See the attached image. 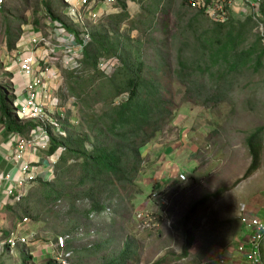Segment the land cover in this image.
I'll return each instance as SVG.
<instances>
[{
    "label": "rangeland",
    "instance_id": "obj_1",
    "mask_svg": "<svg viewBox=\"0 0 264 264\" xmlns=\"http://www.w3.org/2000/svg\"><path fill=\"white\" fill-rule=\"evenodd\" d=\"M155 1L127 0L129 18L118 23L117 18H110L122 13L119 0L110 18L94 28L109 32L114 40H141L147 66L167 70L163 84L170 87L171 82L172 94L180 106L173 126L143 150L145 164L137 182L141 193L135 200L134 212L124 221L114 217L87 220L80 212L67 216L68 206L64 205L61 211L57 208V213H44L38 220L32 216L29 243L13 252L0 250V264L54 261L59 255L58 239L69 240L67 234H74V225L80 230L70 245L71 252H75L70 264H104L128 245L136 253L130 264H210L228 256L241 239L240 206L246 205L250 215L264 219V139L258 170L245 179L252 165L248 138L264 128V69L256 74L245 72L229 77L231 85L227 89L207 76L198 77L197 83L186 88L170 76L177 69L178 53L182 49L186 57L195 53V36L217 23L204 12L193 10L186 0H162L156 13L147 19ZM64 8V0H10L0 11V89H7L10 97L17 98L19 93L17 61L24 55V40L28 39L27 44L38 32L48 34L55 25L51 15L66 24ZM237 15L232 17L236 22L248 20ZM256 37L259 36L255 24L249 41ZM55 58L53 64L61 74L63 67L57 61L61 55ZM59 84L61 90L63 78ZM58 95L65 108L74 110L69 109L68 115L78 125L77 103L66 104L70 99L63 102L61 91ZM171 153L172 180L161 181L152 176L151 168L164 165ZM181 174L188 178L183 184L177 180ZM37 188L38 183L30 191ZM77 206L80 210L87 208L86 202L79 201ZM86 250H94L92 256L79 258L77 252ZM262 257L264 264V244Z\"/></svg>",
    "mask_w": 264,
    "mask_h": 264
},
{
    "label": "trees",
    "instance_id": "obj_2",
    "mask_svg": "<svg viewBox=\"0 0 264 264\" xmlns=\"http://www.w3.org/2000/svg\"><path fill=\"white\" fill-rule=\"evenodd\" d=\"M161 1H155L147 12V19L156 13ZM120 7L121 14L107 18L125 22L129 18L127 0H122ZM65 9L66 5L62 11L66 24L52 15L50 18L68 32L75 33L80 41V32L64 16ZM99 22L92 27L91 42L78 67L63 68L61 73V99L63 102L69 98L76 100L80 122L63 126L66 137L53 138L49 155L60 147L65 149L53 181L37 182L38 188L29 191L14 205L17 224L32 216L38 220L44 213H57L55 210L61 211L64 205L68 206L67 216L80 212L89 220L92 214L106 213L98 218L111 220L114 217V220L124 221L134 212L135 200L141 193L137 182L145 164L143 150L174 124L180 106L172 94L171 82L170 87L163 84L167 70L147 66L141 40L131 37L114 40L103 29L95 31ZM254 25L251 19L236 22L232 18L226 23L214 24L213 28L195 36L198 45L195 53L186 57L184 49L179 51L177 69L170 76L176 77L186 88L197 83L198 77L207 76L222 89H227L231 85L229 77L245 72L259 73L264 69V44L259 37L249 41ZM103 60L113 62L110 74L100 69ZM7 91L0 89V120L8 131L27 136L35 125L13 117L17 98L10 97ZM215 100L218 99L211 98ZM263 139L264 128L248 138L252 165L245 179L258 170ZM217 196L219 194L214 197ZM79 201L86 202L87 208L80 210ZM202 203L199 202L195 209ZM74 226L76 235L80 227ZM74 234H67L70 239L66 247L70 252ZM92 251L77 252V255L81 259L91 257ZM135 255V250L128 245L120 255L109 258L104 264H130ZM45 264L59 263L54 260Z\"/></svg>",
    "mask_w": 264,
    "mask_h": 264
},
{
    "label": "built area",
    "instance_id": "obj_3",
    "mask_svg": "<svg viewBox=\"0 0 264 264\" xmlns=\"http://www.w3.org/2000/svg\"><path fill=\"white\" fill-rule=\"evenodd\" d=\"M10 0H0V11ZM119 0H64L66 14L64 16L80 32L79 39L75 33L68 32L61 24L51 26L48 34L40 32L29 39L30 53L18 58L19 73L23 78V90L17 95L14 103V117L22 123H33L29 135L23 136L15 133V147L13 156L19 164L23 178L12 185V176H6L8 188L6 195L14 203L20 202L39 180L50 182L54 178V171L58 160L65 149L58 148L53 155H48L47 167L41 164H32L26 160L27 154L48 153L54 137H66L63 126L77 125L70 117L69 107L65 108L58 96L60 91V77L53 62L56 55H61V66L73 70L78 67L85 48L91 42V31L94 24L112 15L118 7ZM193 10L204 12L213 22L223 24L228 22L235 14L245 19H251L256 24V32L264 44V0H186ZM237 15V16H238ZM53 23V22H52ZM100 69L108 74L112 72L113 62L102 61ZM66 104L75 105L74 98ZM74 110L72 109L71 112ZM47 170L48 175L44 174ZM179 183H185L188 178L185 174L178 176ZM12 181V182H11ZM157 197V195L155 196ZM101 215L92 214L95 219ZM140 216L146 217L144 213ZM239 220L243 230L241 239L229 250L228 256H222L210 264H234L238 255L247 264H263L262 248L264 244V219L251 216L246 205L240 206ZM29 219L19 223L8 234H0V250L16 251L29 243L32 234L26 233L25 226L30 224ZM67 240L59 238L57 242L59 255L55 261L59 264H70L72 252L67 251ZM239 262V260H238Z\"/></svg>",
    "mask_w": 264,
    "mask_h": 264
},
{
    "label": "crops",
    "instance_id": "obj_4",
    "mask_svg": "<svg viewBox=\"0 0 264 264\" xmlns=\"http://www.w3.org/2000/svg\"><path fill=\"white\" fill-rule=\"evenodd\" d=\"M26 40H24L23 42V48H24L23 54L26 53L28 54L30 53L31 50L29 41L26 44ZM16 80H17L16 88L19 90L18 94L20 95L23 90V78L20 75ZM27 135H29V133ZM14 142H15V133L8 131L7 126L3 124L0 120V234H5V235L8 234L12 229H14L18 225L17 219L13 215V211L15 209L14 205L16 203H14L13 200L8 199L6 195V192L11 185L10 184L8 185L5 179L6 176L11 175L13 180L12 185L15 186L16 181L23 178V174L21 170H19L20 169L19 164L15 163L14 160H10L14 152V147H15ZM148 147H150V145ZM48 153L40 152L35 154L34 153L27 154L26 160L31 162L32 164H41L42 166L47 167L48 161L46 157H48L49 155ZM164 157H166V155ZM172 157H173L172 153L169 154V159L167 160L166 163H164V165H159V166L156 165L155 167L153 166L149 173L152 174V176H155V178L160 179L161 181H168V180L171 181L173 175L172 172L173 164H171L170 159ZM154 160L155 157L152 158V161ZM153 168L155 170H153ZM48 173L49 172L47 170L44 171L45 177L46 175H48ZM25 230L27 231L26 232L27 234L30 233L31 230L30 224L25 226ZM42 249L40 250L38 249V251H40L39 253L40 254L42 253L43 255L44 252L42 251ZM235 259L236 262L234 264H247V262L241 260L242 258L238 255L235 257Z\"/></svg>",
    "mask_w": 264,
    "mask_h": 264
}]
</instances>
